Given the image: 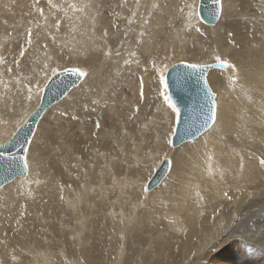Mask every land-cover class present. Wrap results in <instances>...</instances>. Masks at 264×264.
I'll list each match as a JSON object with an SVG mask.
<instances>
[{
	"label": "bare ground",
	"instance_id": "bare-ground-1",
	"mask_svg": "<svg viewBox=\"0 0 264 264\" xmlns=\"http://www.w3.org/2000/svg\"><path fill=\"white\" fill-rule=\"evenodd\" d=\"M199 2L0 0V146L64 66L86 73L44 112L28 173L0 186V264H205L239 240L263 249L264 0H221L208 27ZM180 60L228 63L207 76L214 124L174 145L165 82Z\"/></svg>",
	"mask_w": 264,
	"mask_h": 264
},
{
	"label": "water",
	"instance_id": "water-1",
	"mask_svg": "<svg viewBox=\"0 0 264 264\" xmlns=\"http://www.w3.org/2000/svg\"><path fill=\"white\" fill-rule=\"evenodd\" d=\"M199 3L201 21L208 25H215L221 12H217L218 18H213L210 12L219 9L220 5H216L214 0H200ZM188 64L190 63L185 61L174 63L166 74L168 96L179 109V119L173 137L174 145L198 137L214 124L215 120H210L209 116L212 97L213 95L215 97V94L207 82V76L212 68L224 70L223 68L227 66V63H221L220 60L210 64H198L201 67L193 70L187 68ZM83 77L61 71L51 78L43 91L40 106L31 114L27 123L17 130L14 139L0 146V186L28 173V167L25 169L21 162L27 157L30 142L44 112L77 86ZM205 121L208 123L205 124ZM17 147L20 149H15ZM10 158L16 160L17 163L14 166H10ZM167 163L165 162L158 172L162 176L168 172Z\"/></svg>",
	"mask_w": 264,
	"mask_h": 264
},
{
	"label": "rangeland",
	"instance_id": "rangeland-1",
	"mask_svg": "<svg viewBox=\"0 0 264 264\" xmlns=\"http://www.w3.org/2000/svg\"><path fill=\"white\" fill-rule=\"evenodd\" d=\"M247 10L249 12L248 17L249 18L252 17L251 13L255 11V7L252 5V2L247 5ZM199 25L203 26V27L215 26V25H208V24H205L203 22H201ZM180 61H182V60H180ZM180 61H177V62H180ZM177 62H175V63H177ZM172 64H174V63H172ZM172 64H170L169 67ZM69 68L72 69V68H78V67L72 66V65H67V66H64V68L61 69L60 71H64L65 69H69ZM215 69H217V68H215ZM219 70L223 71L221 69H219ZM209 84H210V82H209ZM47 85H48V83L46 84V86ZM210 86H211V84H210ZM211 88H212V86H211ZM64 117L67 118V116H64ZM72 119L74 121V118H72ZM88 119H89V121H91V117H88ZM67 122H68V120L64 121V125L66 126L65 128H66V130L70 129L72 136L75 137V140L78 141L80 139H83L84 137L81 134H79L80 129H79L78 125L77 124H71V125L65 124ZM81 143H82L83 147H86V145H87L86 141L83 140V141H81ZM165 162H168V160L162 161L161 164L159 165V168L162 165H164ZM233 243H234V245L231 248L227 246L228 244L225 245L227 251L225 253L221 254V256H219L218 259L206 260L205 264H230L231 261L236 262V263H231V264H237L238 262L240 264H264V258H263L264 257V247L262 249L261 246H259L258 244H255V243H248V245H245V243H243L241 240H239L238 242H233ZM141 249H138V250L140 251ZM149 252H151V250H149ZM226 256H232V257L229 259L228 258L225 259ZM221 258H223V259H221ZM238 258H241V260H237ZM253 258H254V260H253ZM255 260H257L258 263L252 262ZM259 261H260V263H259Z\"/></svg>",
	"mask_w": 264,
	"mask_h": 264
},
{
	"label": "snow or ice",
	"instance_id": "snow-or-ice-1",
	"mask_svg": "<svg viewBox=\"0 0 264 264\" xmlns=\"http://www.w3.org/2000/svg\"><path fill=\"white\" fill-rule=\"evenodd\" d=\"M49 3H51V0H49ZM214 3H215L216 5H220V7H219V9L211 10L210 14L212 15L213 18H218V17H217V12H218V11H219V12H222V4H221V0H214ZM40 12H41V15H42V14H43V9H40ZM59 25H60V22L57 21V22H56V27L59 28ZM31 35H32L31 30H29V37H31ZM29 43H31V39H29ZM23 55H24V53L21 52V56H23ZM221 63H228V62H227V61H223V60H221ZM200 67H201V65H198V64H188V65H187V68H189V69H193V70H194V69H197V68H200ZM229 67H231V68H236V65H234V64H229ZM64 71L74 73V74H76L77 76H84V75H86V73H85L84 71H82L81 69H79V68L65 69ZM161 79H164L163 76L161 77ZM167 86H168V85H167V83L165 82V88H167ZM165 99L168 101V103H169L173 108L176 109L177 120H178V119H179V109L176 108V105L172 102V100H171L170 97L165 96ZM211 104H212V107H211V109H210V113H211V115L209 116V119L214 121L215 118H216V110H215V109H216V101H215V97H214V95H213V97H212ZM207 123H208V121H205V124H207ZM96 126H97V128L100 127L99 122H97V125H96ZM170 143H171V141H170ZM21 163H22L23 167L26 169V168L28 167V159H27V157H25L24 160H23Z\"/></svg>",
	"mask_w": 264,
	"mask_h": 264
}]
</instances>
